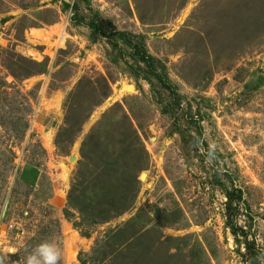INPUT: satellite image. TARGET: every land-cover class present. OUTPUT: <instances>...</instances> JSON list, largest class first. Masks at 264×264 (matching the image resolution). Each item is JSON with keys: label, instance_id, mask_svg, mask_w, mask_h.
<instances>
[{"label": "rangeland", "instance_id": "1", "mask_svg": "<svg viewBox=\"0 0 264 264\" xmlns=\"http://www.w3.org/2000/svg\"><path fill=\"white\" fill-rule=\"evenodd\" d=\"M91 22L140 37L155 74ZM205 146L264 264V0H0L2 264L46 240L60 264H243ZM27 163L50 171L52 200Z\"/></svg>", "mask_w": 264, "mask_h": 264}, {"label": "trees", "instance_id": "2", "mask_svg": "<svg viewBox=\"0 0 264 264\" xmlns=\"http://www.w3.org/2000/svg\"><path fill=\"white\" fill-rule=\"evenodd\" d=\"M90 27L95 32L105 35L106 37H110V38L118 37L124 40L126 43H128L130 46H132L135 49V55L137 61L143 63L146 69L149 70L151 74H155L157 61L142 47V43H140V39H141L140 37H135L137 39L136 40L137 43L139 44H134L133 43L134 41L132 39V37L134 36L125 34L123 32H119L116 29H113V31L108 32L98 22H91ZM156 80L160 84V86L163 87V89L169 92L171 99L174 103V106L178 104L179 102L178 93L174 90L173 87H171L168 84L166 79L162 75L156 73ZM171 110L173 111L175 109L163 108L161 109V113L169 114ZM175 123H178L177 120ZM195 130H196L195 135L191 134L192 131L190 130V128L185 130V132L189 134L188 136L190 139V143H192L193 148L196 151H198L199 143H200L199 138L202 136V129L201 127H198ZM184 140H186L185 136H184ZM205 150L207 151V154L210 155L212 161L214 162V164L212 165L214 171V183L218 186H222V191H224V195L227 199V201L225 202V210H224L225 226L230 230L237 244L242 246L243 248V251H241L240 249L238 250L241 257L243 258V264H261L260 255L262 249L259 246L256 237L250 233L249 228L240 225L239 223L240 216L243 212L241 211L242 205H245V208L247 209V214H249L248 211L250 210L248 204L244 199L243 190L240 189L235 184V181L232 177V173H230V171L223 170L222 168H224V165H219V161L218 159H216L214 151H212L208 146H205ZM221 170L223 172H221ZM224 178L228 179L231 186L226 185V183L224 182Z\"/></svg>", "mask_w": 264, "mask_h": 264}, {"label": "crops", "instance_id": "3", "mask_svg": "<svg viewBox=\"0 0 264 264\" xmlns=\"http://www.w3.org/2000/svg\"><path fill=\"white\" fill-rule=\"evenodd\" d=\"M49 175L50 171L48 169L38 166L37 164L27 163L21 169L20 178L26 184L30 185L35 192L48 195L50 200H52L53 197H55L54 195L56 194V190L51 188V185L54 183L53 179L50 178L49 181L52 184H48L47 179ZM53 185H55V183Z\"/></svg>", "mask_w": 264, "mask_h": 264}, {"label": "clouds", "instance_id": "4", "mask_svg": "<svg viewBox=\"0 0 264 264\" xmlns=\"http://www.w3.org/2000/svg\"><path fill=\"white\" fill-rule=\"evenodd\" d=\"M60 260V248L54 242L46 240L26 255L25 264H60Z\"/></svg>", "mask_w": 264, "mask_h": 264}, {"label": "built area", "instance_id": "5", "mask_svg": "<svg viewBox=\"0 0 264 264\" xmlns=\"http://www.w3.org/2000/svg\"><path fill=\"white\" fill-rule=\"evenodd\" d=\"M13 228V225H10V229ZM9 228L7 229L6 232H3V235H1L0 233V240L3 239L4 241H8V240H12V235L10 234V232L12 230H10ZM24 231L22 230V233L23 234ZM19 235V233H17V236Z\"/></svg>", "mask_w": 264, "mask_h": 264}, {"label": "water", "instance_id": "6", "mask_svg": "<svg viewBox=\"0 0 264 264\" xmlns=\"http://www.w3.org/2000/svg\"><path fill=\"white\" fill-rule=\"evenodd\" d=\"M142 180H144V178H146V174L145 173H143L142 175H141V177H140Z\"/></svg>", "mask_w": 264, "mask_h": 264}]
</instances>
